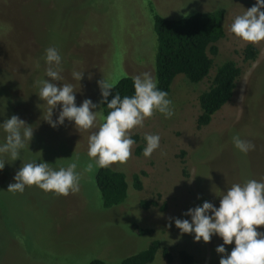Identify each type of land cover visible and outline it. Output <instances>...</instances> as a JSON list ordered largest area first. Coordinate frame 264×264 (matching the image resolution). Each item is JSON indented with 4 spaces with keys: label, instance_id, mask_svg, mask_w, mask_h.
Returning a JSON list of instances; mask_svg holds the SVG:
<instances>
[{
    "label": "rangeland",
    "instance_id": "1",
    "mask_svg": "<svg viewBox=\"0 0 264 264\" xmlns=\"http://www.w3.org/2000/svg\"><path fill=\"white\" fill-rule=\"evenodd\" d=\"M256 0H0V124L17 115L34 129L20 159L7 162L0 171V264H119L130 255L158 242L149 264H167L160 248L176 264L177 252L184 251L197 264H219L223 245L218 235L209 243L196 242L194 233H181L175 218L187 219L189 209L205 201L219 207L220 196L234 183L264 181V42L246 43L230 32L235 16L254 6ZM223 10V38L210 57L208 75L196 84L177 75L169 86L168 99L174 115L156 112L134 128L132 156L125 164L108 168L124 175L127 185L122 204L104 209L94 186V174L84 169L88 137L97 127L78 130L65 119L56 128L45 120L48 105L39 97L37 81L46 76V49L55 47L62 57L58 86H74L76 104L91 99L99 109L98 81L115 84L122 77L148 72L153 77L156 47L152 13L176 20L194 13ZM264 10V9H262ZM246 45L257 50L253 62H243ZM224 60L239 70L230 100L207 126L195 127L197 97L203 92L215 68ZM73 71L84 72L78 81ZM62 106L53 109V121ZM146 134H158L160 146L151 157L143 155ZM250 141L255 149L247 154L233 144V136ZM7 133L0 126V145ZM140 148L139 154L135 150ZM79 158L80 191L68 196L45 192L37 186L23 193L9 192L16 172L24 163L47 162L53 169L67 167ZM143 172V175H139ZM137 174L140 190L131 187ZM139 201L155 206L139 207ZM211 215V213H209ZM173 218V219H170ZM169 225H171L169 227ZM149 231L136 233L132 228ZM264 232V226L257 229ZM230 254L235 244L224 245Z\"/></svg>",
    "mask_w": 264,
    "mask_h": 264
},
{
    "label": "clouds",
    "instance_id": "2",
    "mask_svg": "<svg viewBox=\"0 0 264 264\" xmlns=\"http://www.w3.org/2000/svg\"><path fill=\"white\" fill-rule=\"evenodd\" d=\"M264 0H256L251 8L243 14L235 16L230 25V32L246 43L259 44L264 42ZM46 76L49 79L37 81L39 97L46 102L48 114L45 120L56 128L63 125L65 119L74 121L78 130H90L97 127V118L102 123L98 130L88 137V156L84 171L91 173L95 168H105L113 164H125L132 156L135 141L130 133L136 127H143L144 121L151 118L157 111L166 118L174 115L172 101L168 99L166 91L159 90L157 81L148 72L134 76L135 94L131 97L121 96L117 93L108 101L114 84L104 79L98 81L103 100L110 109L104 117L91 99H84L80 106L76 104L74 86L61 81L62 57L55 47L46 49ZM84 72L73 71L74 79L80 81ZM62 106L58 119L53 121V109ZM0 126L7 133L6 142L0 145V157L10 156L11 161L20 159V151L25 148L26 142L33 138L34 129L12 115ZM146 147L143 155L151 157L160 146L158 134H146ZM234 146L242 153L247 154L255 149L250 141L242 140L238 135L232 138ZM6 160L0 158V171L5 167ZM79 158L66 168L53 169L49 163L32 161L24 163L16 172L14 183L8 186L9 192L23 193L25 187L37 186L45 192H54L57 195L68 196L70 193L80 191L81 173L77 172ZM211 213V215L209 214ZM185 216L187 219L175 218V226L181 233L192 234L196 242L203 240L209 243L213 235L223 240V245L217 246L216 252L221 254L219 264H264V232L257 231L264 226V181L255 179L246 180L243 184L234 183L220 196L219 207L205 201L202 206L189 209ZM173 219V218H170ZM171 225H169L170 227ZM235 244L230 254L224 245Z\"/></svg>",
    "mask_w": 264,
    "mask_h": 264
},
{
    "label": "trees",
    "instance_id": "3",
    "mask_svg": "<svg viewBox=\"0 0 264 264\" xmlns=\"http://www.w3.org/2000/svg\"><path fill=\"white\" fill-rule=\"evenodd\" d=\"M223 16V10H216L168 20L152 13L153 33L156 41L153 75L158 82L159 90L169 93V86L177 75H182L190 84H196L208 75L212 65L210 57L216 56L215 45L223 38ZM241 55L243 62H253L256 59L257 50L251 45H246ZM238 76L239 70L232 61L224 60L215 68L207 88L197 97L199 112L195 118L196 129L207 126L211 117L230 100ZM117 93L121 98L133 96L135 94L133 79L120 78L114 84L108 101L110 102ZM102 100L103 97L100 94L99 109L106 117L110 109L107 108L106 102L101 104ZM132 139L136 141L135 137ZM139 151L140 148H137L135 154L138 155ZM139 175H143V172H139ZM94 186L104 209L122 204L126 197L127 185L124 175L108 167L96 170ZM131 187L134 191L140 190V180L137 174L131 176ZM138 205L146 209L149 206L154 207L155 203L139 201ZM132 228L138 235L149 232L135 226ZM158 248V242H151L143 251L123 258L119 264H149ZM160 252L162 259L169 264L171 256L167 250L162 247ZM90 264H103V262L94 259ZM176 264H197V262L192 256L180 250L177 252Z\"/></svg>",
    "mask_w": 264,
    "mask_h": 264
}]
</instances>
